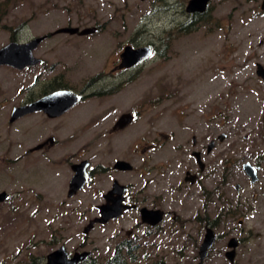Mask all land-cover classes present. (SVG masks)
<instances>
[{"label": "rangeland", "instance_id": "rangeland-1", "mask_svg": "<svg viewBox=\"0 0 264 264\" xmlns=\"http://www.w3.org/2000/svg\"><path fill=\"white\" fill-rule=\"evenodd\" d=\"M13 1L7 7L11 16L33 17L27 27L30 35L69 22L79 27L97 24L99 31L91 35L56 36L43 44L37 55L77 89L84 84L91 86L89 91L99 87L108 91L111 84L119 88L114 87L117 92L112 96H88L56 120L59 129L55 134L60 141L59 150L53 153L55 162L38 153L25 160L26 138H21L20 123L7 130L0 126V192L8 196L0 203V264H32L33 258L42 256L44 264L46 255L61 245L70 252L84 250L105 260L125 231L139 223L138 211L132 210L106 225L95 224L85 234L89 220L98 215L93 206L101 201L104 186L90 184L68 197L67 180L72 172L60 162L67 154L90 158L95 166L111 165L122 157L133 159L135 171L126 180L132 181L139 206L164 212L157 234L146 233L141 222L135 231L140 237L135 240L141 243L138 264L156 258L197 264L196 250L205 223L196 215L212 217L221 210L219 236H228L232 225L243 218L245 196L252 185L242 164L264 155V82L256 74V64L264 66L262 0H211V15L198 25L201 29L196 25L190 32L176 30L186 19L188 0ZM0 37L5 42L6 36ZM130 41L155 45V54L132 72L110 75L111 65L118 59L117 49ZM2 70L1 76L8 75ZM101 72L110 75L102 86L91 80ZM128 73L133 76L129 78ZM134 107L139 109L138 119L118 133L109 132L114 118ZM104 113L108 116L102 118ZM215 129V136H227L207 158L215 167L206 175L203 194L190 185L184 191L171 190L177 178H168L170 169L167 174L163 170L150 174L153 163L170 162L172 146L190 143L192 134L198 137L203 132L206 137ZM38 130L32 131V137H37L34 133ZM155 133L158 146H164L153 154L143 151ZM166 134L173 141L164 142ZM34 144L28 142L29 147ZM259 176L253 186L255 193L260 192L255 201L264 209V174L260 171ZM213 196L218 198L214 204ZM232 207L241 211L227 219L226 208ZM253 243L254 250L264 252V238ZM225 244L218 240L204 264H230L224 254H218L224 252ZM239 253L236 264H264V254L247 258L250 254L245 243Z\"/></svg>", "mask_w": 264, "mask_h": 264}, {"label": "flooded vegetation", "instance_id": "flooded-vegetation-1", "mask_svg": "<svg viewBox=\"0 0 264 264\" xmlns=\"http://www.w3.org/2000/svg\"><path fill=\"white\" fill-rule=\"evenodd\" d=\"M188 2L189 0L187 1L184 8L186 19L183 22L179 23L180 28L177 27L176 30L180 29V31L186 32L188 27H193L195 29L196 25H197V30H199L202 27H199L198 25L201 26V24H203L207 19V16L211 15V8H210L211 0H208L206 8L203 11H193V12H187L186 6ZM13 3H14L13 0H0V35L6 36V40L4 39L5 42H1L2 38L0 37V49L4 48L10 43L26 44L38 38H40V40L32 50V55L37 60L34 64L26 65L23 68H16L7 64L0 65V69H3L2 71L4 73H8V75L5 76L0 75L1 76L0 77V126H4L5 130H7L8 127L11 126L13 127L18 122L20 123L22 129L21 138L22 136L26 138V140L24 139L26 144L24 145L25 149L23 151L25 160L29 159L30 156H33L34 154L38 153L40 157H45V155H48L47 158H51L52 161L55 162L53 159V153L59 150L58 144L60 141V139L55 134L59 129L58 122L56 120L61 117H65L68 113L72 112L73 108L77 106L79 103L85 101L88 96L90 97H101L105 95L112 96V94L117 92L115 91L114 87H116V90H118L119 85L111 84L112 87L108 91L104 87H99L97 90L89 91V89L91 88L89 84H84L79 89H77V87L73 86L72 84L66 83L67 81L62 76V74L59 75L54 71H51L50 69L53 68V66L51 67L47 66L48 63L47 59L37 55L38 51L40 50V47L43 44H45L47 41L55 40L56 36L59 35L84 36L78 33L64 32L62 31V29L78 28L79 30H83L85 28H91L93 32H91L90 34H86V35H91L99 31L100 27L97 24L96 26L79 27L72 25L71 22H69L64 26L56 27V29H54L53 31H49L47 33L38 34L34 36V35H30V33H28L27 31V27L29 26V23L32 22L33 17L11 16L10 15L11 12L10 10H7V7L9 8L10 6L13 5ZM260 7L261 9H264V0H262ZM129 43L130 44H124L123 46L117 49L119 51L117 53L118 59H115L114 62L112 63L110 69V75H113L115 72H118L116 76H121L126 72H132L140 68L143 63L148 61V59L155 54V49H156L155 45L146 44L152 47L151 56L148 57V59L140 61L132 66L125 67L124 66L125 63L123 61L124 59L121 56L124 47L127 45H131L134 48L145 46V45L137 44L136 41H130ZM133 73H128L130 74L128 77L129 78L132 77ZM29 74L31 76L30 78H29ZM110 75H107L105 72L97 73L96 75L92 76L91 80L92 82H96V84L101 83L100 86H102L104 79H106V77H109ZM262 81L264 82L263 79ZM8 82L11 83L12 89L9 87ZM61 90L71 91L74 94H78L80 97L79 101L59 115L56 114L57 107H54L52 102H50L47 104L45 108L43 107L42 109H34L32 111L24 113L21 116L16 117L15 119H12V114L15 108L22 106H29L41 99H46L50 95H53L57 91H61ZM53 102L56 103V101ZM138 110H139L138 108L134 107L133 110L131 111L123 112L119 114V116L117 115L112 122V126L109 132L118 133L119 131L126 129L131 123L135 122L138 119L139 117ZM123 114H130L131 116L130 123L122 129H115L114 127L117 121L120 119V117ZM36 115H38L37 119L34 117ZM106 116H108V114L104 113L102 115V118ZM35 128H39L40 131L38 130V133H34L37 135V137L34 138L32 137V133H33L32 131ZM216 131L217 130L215 129L210 131V133L208 132L207 133L208 135H206V137L204 136L203 132H201V135L198 137L197 135L192 134L190 143L185 141L181 144L172 146L171 151L173 153L170 162H168L166 165H162L158 162L153 163L152 167L150 168V174L155 175L160 170H163L164 174H167L170 169L172 172L170 173V175H168V178L170 179L177 178V182L171 187V190H178L181 188L184 191L187 189L186 185H190L192 187L194 186L198 187L201 193L203 194L205 189V181L207 178L206 175L208 174L209 169L215 167L214 164H211L210 160L207 158L216 149L218 145V141L219 142L223 141L227 136L225 133H219L215 136ZM222 134H224L223 139L220 138ZM158 140L159 138L155 133L154 138L149 139L148 142L146 143V146L142 150L148 151L150 154H153L156 151L160 150L164 146V144L158 146L157 144ZM169 140L173 141V138H171V135L169 136L168 134H166L165 139L163 141L167 142ZM29 141L33 143L35 142V144L32 147H29L28 146ZM84 160H87L89 162L87 166L88 180L84 185V187L78 190L77 192H80L90 184L92 185L99 184L100 186H104L103 192L99 194L101 196V201L99 203L95 202L93 206V208H95L98 211V215H99V210L102 206L105 205L111 207L110 205L113 204L112 203L113 201H120L123 206L127 207V209L124 210L121 216L117 218H112L103 224L106 225L115 220H118L119 218L123 217L125 213L132 210H136L139 213V219H140L139 223L136 222L133 226V229L131 228L125 231L124 237L115 244L113 251L118 243H130V242L132 243V241H134L136 244H138V248L141 246V243L135 240V238L140 239V237L134 235V233H136L135 231L140 227V222L142 227L145 228L146 233H149L151 235V234H157L159 232L158 225L164 218L163 210L158 208L152 209L149 207L145 208L143 206H139L140 199L138 195L135 194V192L133 191L134 186L132 184V181L126 180V178L130 176L129 173L135 171V166L132 163L134 162L133 159H131L132 161L131 162L128 158L122 157L114 160L111 165L99 164L95 166L92 162V159L90 158H83L82 155L77 156L76 154L74 155L67 154L62 159V161H60L66 166H68L72 172L71 176L67 180V193L69 190L70 180L74 174L72 170V166ZM119 161L128 162L131 165V168L124 169L121 168L122 165L121 167H116V164ZM248 162H250L252 165L256 167L257 179L253 182L252 179L243 170L245 175L248 177L250 183L252 184L245 196L247 199V203L245 206V213L243 214V218H239L237 220V223L232 225L233 229L231 230V233L228 236H226L223 239H220L218 227L222 222L220 217L221 210L220 211L218 210L216 213H214V216L212 217H210L209 214L208 215L205 214L204 218H200L199 215H196L197 218L201 219V221L205 223L204 224L205 232L203 234L202 239L199 241L196 250V254H198V257H199L200 246L205 238V234L207 230L209 229L213 231L214 241L212 246L208 248V253L206 258L210 254H212V250L214 249L218 240H223V242H226L224 247V252L223 253L218 252V254H224V256L228 259L230 264H236L237 259L240 256L239 252L243 246V243H245V247L248 250V254H250L247 258L250 257L252 258V254H261V255L264 254V252L257 251L256 249L254 250L255 246L253 243L254 241H260L263 240L264 238V209L261 208L259 203H256L255 195H259L260 192L255 193V189L253 187L261 179L259 176V172L261 171L264 174L263 171L264 165L262 166V164H264V155L261 154L260 156H256L255 162H251V161ZM242 169H243V164H242ZM173 174H177V175L171 176ZM154 179H150V184L155 185ZM124 180H126L127 182H125ZM236 185L239 184H235V188L239 191L240 186L237 187ZM77 192L75 194H77ZM7 197L5 198V200L7 199ZM152 199L154 200V198ZM217 200L218 198H215L213 196V204L217 202ZM142 208L153 211L155 210L161 211L162 219H160V221H158L157 223L143 222L140 212ZM226 210L227 212H225V217L227 219L235 218L237 215H239V212L241 211L238 210L236 207H232L228 209L226 208ZM97 216H94L92 219L89 220V222L95 219ZM95 224H100V223H95ZM226 238L228 239L226 240ZM231 240L233 241L231 242ZM231 243L232 245H230ZM67 252L70 257L74 253H83L85 251L83 250L79 252L75 250L73 252H70L67 250ZM228 252L232 254L231 258L227 256ZM89 254L90 255L87 256L85 259L90 258L91 253ZM204 260H203V264H204ZM45 263H46V258H45ZM245 264H253V261H248Z\"/></svg>", "mask_w": 264, "mask_h": 264}, {"label": "water", "instance_id": "water-1", "mask_svg": "<svg viewBox=\"0 0 264 264\" xmlns=\"http://www.w3.org/2000/svg\"><path fill=\"white\" fill-rule=\"evenodd\" d=\"M208 0H189L186 10L187 12L193 11H203L206 8ZM64 32L69 33H78L80 35H86L93 32L91 28H85L83 30H79L78 28H70V29H62ZM40 38L35 39L32 42L26 44H18V43H10L4 48L0 49V65L7 64L16 68H23L26 65L34 64L37 60L32 55L33 48L38 44ZM152 54V47L149 45L141 46V47H132L131 45H127L124 47L122 52V58L124 59V66H132L140 61H143L150 57ZM256 74L264 80V68L261 64H257ZM80 99L78 94H74L71 91H57L53 95H50L46 99H41L29 106L17 107L14 109L12 114V119H15L18 116L23 115L29 111L34 109H42L45 108L48 103L52 102L54 107H57L56 114L59 115L64 112L66 109L74 105ZM50 100V101H49ZM53 101H56L54 103ZM52 108V105H51ZM131 121L130 114H123L120 119L117 121L115 125V129H122L127 126ZM220 138H224V134L220 136ZM89 162L84 160L80 163H76L72 166V170L74 172L68 190V197L74 195L78 190L82 189L88 180V171L87 166ZM122 165V167H121ZM116 167L121 168H131V165L126 161H119L116 164ZM244 172L252 179L254 182L257 179V169L250 162L243 163ZM237 187L239 185H236ZM7 197V193L5 191L0 192V202L4 201ZM113 204L108 206H102L99 210V215L91 220L84 228V233L87 234L94 226L95 223H106L108 220L112 218H117L121 216L124 210L127 207L123 206L120 201H113ZM141 217L143 222L147 223H157L161 219V212L158 210H147L142 208L140 210ZM214 241V234L212 230H207L205 234V238L200 246L199 250V262L198 264H203V260L206 258L208 253V248H210ZM233 240H231L232 242ZM232 245V243L230 244ZM89 252L83 253H74L69 257V254L64 245L59 246L54 249L50 253L46 255V263L45 264H78L83 261L87 256H89ZM229 252L227 256L231 258Z\"/></svg>", "mask_w": 264, "mask_h": 264}, {"label": "trees", "instance_id": "trees-1", "mask_svg": "<svg viewBox=\"0 0 264 264\" xmlns=\"http://www.w3.org/2000/svg\"><path fill=\"white\" fill-rule=\"evenodd\" d=\"M193 27H188L186 32H190L193 30ZM137 245V246H136ZM138 253V244L134 241L132 243H118L112 252V255L107 257L105 260H100L99 258L93 257L92 255L90 258H87L78 264H138L139 261V254ZM147 255H145L146 257ZM42 257L33 258L31 263L32 264H41ZM140 264V263H139ZM146 264H173L166 262L164 259H153Z\"/></svg>", "mask_w": 264, "mask_h": 264}]
</instances>
